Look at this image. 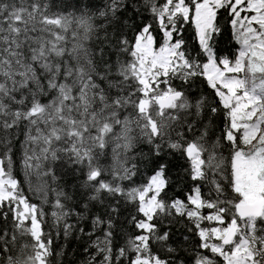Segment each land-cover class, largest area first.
Here are the masks:
<instances>
[{
  "label": "snow or ice",
  "instance_id": "6c2138e0",
  "mask_svg": "<svg viewBox=\"0 0 264 264\" xmlns=\"http://www.w3.org/2000/svg\"><path fill=\"white\" fill-rule=\"evenodd\" d=\"M0 264H264V0H0Z\"/></svg>",
  "mask_w": 264,
  "mask_h": 264
}]
</instances>
